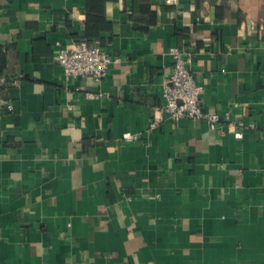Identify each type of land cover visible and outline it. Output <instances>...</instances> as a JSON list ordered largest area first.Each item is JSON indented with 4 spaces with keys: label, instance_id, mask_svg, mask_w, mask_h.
Wrapping results in <instances>:
<instances>
[{
    "label": "crops",
    "instance_id": "obj_1",
    "mask_svg": "<svg viewBox=\"0 0 264 264\" xmlns=\"http://www.w3.org/2000/svg\"><path fill=\"white\" fill-rule=\"evenodd\" d=\"M81 39L99 82L56 63ZM173 47L215 130H149ZM0 75V264H264V0H0Z\"/></svg>",
    "mask_w": 264,
    "mask_h": 264
},
{
    "label": "built area",
    "instance_id": "obj_2",
    "mask_svg": "<svg viewBox=\"0 0 264 264\" xmlns=\"http://www.w3.org/2000/svg\"><path fill=\"white\" fill-rule=\"evenodd\" d=\"M171 2V0H167ZM172 58V72L162 81V98L160 106L154 109L153 120L149 130H153L163 119L203 120L210 130H215L222 122L218 113L206 112L201 101L203 87L197 83L191 70V53L177 47L169 51ZM110 54L104 52L99 42H88L84 39L74 41L68 45H60L56 54V63L63 69L68 80L90 77L99 82L107 76L112 64L118 62ZM9 83L6 77L0 75V86ZM101 95L87 93L90 99L100 98ZM12 109L11 105L7 106ZM228 120L229 116L226 115ZM233 132L238 139L243 137L242 124ZM254 128V124L247 125ZM126 141H133L136 135L129 132L123 135Z\"/></svg>",
    "mask_w": 264,
    "mask_h": 264
},
{
    "label": "trees",
    "instance_id": "obj_3",
    "mask_svg": "<svg viewBox=\"0 0 264 264\" xmlns=\"http://www.w3.org/2000/svg\"><path fill=\"white\" fill-rule=\"evenodd\" d=\"M84 40H86V41H88V42H91V41H90L91 39H84Z\"/></svg>",
    "mask_w": 264,
    "mask_h": 264
}]
</instances>
